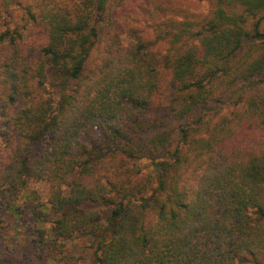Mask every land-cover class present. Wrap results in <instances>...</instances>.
<instances>
[{"label":"trees","instance_id":"obj_1","mask_svg":"<svg viewBox=\"0 0 264 264\" xmlns=\"http://www.w3.org/2000/svg\"><path fill=\"white\" fill-rule=\"evenodd\" d=\"M124 1L3 7L0 239L9 218L24 242L0 264H67L80 233L96 264H264V92L182 122L264 79V0H206L200 16L138 0L152 36L132 27L136 44L116 27Z\"/></svg>","mask_w":264,"mask_h":264},{"label":"rangeland","instance_id":"obj_2","mask_svg":"<svg viewBox=\"0 0 264 264\" xmlns=\"http://www.w3.org/2000/svg\"><path fill=\"white\" fill-rule=\"evenodd\" d=\"M25 1L26 0H0V27H4L8 24L13 25L16 20L15 14L18 10H20V4ZM29 1L35 2L36 0ZM37 1L40 2L41 0ZM59 1L62 3L65 0ZM175 3L183 7V9H185L191 15H204L209 9V5L206 0H175ZM137 4L138 0H126L121 6L117 7L115 11L116 27L121 31V35L123 39L127 41V43L129 42L136 44V39L133 38V35L131 34L132 27L140 30L144 29V36H146V38H150V36H152L150 35L149 29L146 27L150 19L148 16L143 17L139 14L136 9ZM4 5H10V7L15 9V14L12 13L11 16L4 14ZM250 23L251 20L247 23V28H250ZM259 29L264 31V20L261 21ZM262 77L264 78V75ZM256 91L264 92V79L259 80L258 77L251 80L237 82L230 90L226 92L221 103L205 105L204 107L197 109L190 119H185L182 122H189L190 120L195 119L198 114L203 112L211 113L214 111L228 109L232 100L238 98L240 95H245ZM177 136L178 134L175 133L172 145L168 148L169 152L177 144ZM168 151L162 150L159 153L154 154L153 157H141L138 160V165L145 172L151 171L154 169L153 160L167 158L169 156ZM37 188L43 196L46 195V188L43 184H39ZM6 221V230L4 232L6 241L0 239V253L10 250L9 255L16 258L22 254L24 237L23 234H15V231L18 228L14 229V223L9 218H6ZM97 240L98 238H95L94 235L89 233H80L72 240H69L67 242V248L65 252L70 258L67 264H96L94 251Z\"/></svg>","mask_w":264,"mask_h":264}]
</instances>
